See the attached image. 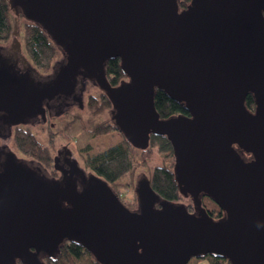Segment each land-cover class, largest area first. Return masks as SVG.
Listing matches in <instances>:
<instances>
[{
    "label": "water",
    "instance_id": "water-1",
    "mask_svg": "<svg viewBox=\"0 0 264 264\" xmlns=\"http://www.w3.org/2000/svg\"><path fill=\"white\" fill-rule=\"evenodd\" d=\"M8 2L57 45L70 43L77 57L70 71L96 78L134 148L147 150L152 135L168 138L179 191L194 212L162 199L146 177L132 211L95 174L81 175L80 191L71 176L47 180L7 161L0 264H46L66 242L101 264H190L207 255L264 264V0H192L184 9L179 0ZM115 58L127 79L112 86L106 65ZM2 59L0 112L13 116L41 91L14 86ZM157 88L190 116L162 119ZM250 94L254 111L246 106ZM204 197L224 217L213 218Z\"/></svg>",
    "mask_w": 264,
    "mask_h": 264
},
{
    "label": "flooded vegetation",
    "instance_id": "flooded-vegetation-1",
    "mask_svg": "<svg viewBox=\"0 0 264 264\" xmlns=\"http://www.w3.org/2000/svg\"><path fill=\"white\" fill-rule=\"evenodd\" d=\"M12 40L10 45H0L1 57L5 59H2V61L6 62L4 65L5 69H9V79L14 86L18 84L19 81H22L26 92L29 90L33 92L40 90L41 93L39 96L40 98L29 95L27 101L35 97L34 100H32L34 104L32 106L27 104L23 107L22 111L18 110L13 116L5 112H0V168H2V165L7 161L15 160L34 176L47 180L55 179L63 182L64 178L71 176L73 179L77 180L78 189L81 191L87 184L80 180L81 175L83 178H88L91 174H95L87 165L88 160L105 154L114 147L104 153L86 158L84 160L85 168L81 166L79 160L74 155L73 149L70 147L75 130L78 127H83V130L89 134L99 125L101 128L104 126L115 127L113 132L119 133L123 138V142L118 145L128 142L112 119L115 111L113 104L111 103V107L107 109L110 114L109 121H107V123H96L94 116L90 114L91 111L95 109L90 108H93L95 104L101 107L104 105V98H107L109 101L110 99L108 94L99 87L96 78L92 77L82 68L75 70V72L70 71L77 57L68 41H65L62 45H57L55 43L58 51L62 53L63 56L58 61H55L51 72L44 73L30 65L26 57H23L21 53V42H19L16 37ZM125 78L123 80H125ZM69 85L72 86L70 87ZM55 86L56 88H53ZM91 87L97 89L98 93L90 94ZM48 90L50 92H48ZM41 129L44 130V134L48 138L49 147L38 139L39 136L42 135ZM20 133L36 137L40 144L49 150L52 159L50 163L51 167L50 164L46 166L41 161H36L32 159L31 156L21 154L20 152L23 158L19 157L11 150L9 146L10 141L13 138L16 140V137ZM99 136L100 135L95 137ZM55 143H59L60 147H58L53 154L52 150L54 149ZM133 149L140 152L146 151L134 147ZM87 168L91 171L90 173ZM76 171L77 173H75ZM145 177H143V179ZM157 208H160L159 205H157ZM187 208L190 212H194L193 205L191 207L187 206Z\"/></svg>",
    "mask_w": 264,
    "mask_h": 264
},
{
    "label": "trees",
    "instance_id": "trees-1",
    "mask_svg": "<svg viewBox=\"0 0 264 264\" xmlns=\"http://www.w3.org/2000/svg\"><path fill=\"white\" fill-rule=\"evenodd\" d=\"M191 1L192 0H179L181 9L186 8ZM14 27L13 11L10 8L8 0H0V42L6 43L13 37ZM24 45L28 56L38 68L47 70L51 68L53 61L58 55V49L42 27L32 22L26 23L24 25ZM106 72L113 86L118 85L121 80L126 77L121 69L119 58L108 60ZM95 105L99 112L102 108L111 107V102L107 98H104V105L101 107H99L98 104ZM155 106L162 119L178 115L190 116L189 112L184 109L181 103L169 98L164 91L158 88L155 93ZM246 106L251 111L255 110L256 105L252 94L248 95ZM114 129L115 127L110 126L101 128L99 125L88 135L95 136L109 133ZM15 141L21 153L35 157L48 165L52 162L49 150L40 144L36 137L20 133ZM89 147V145L83 147L82 150H88ZM156 147H158L159 153L165 154V156L174 163L175 156L173 146L167 137L152 135L149 148L141 152H151ZM131 149H133L131 144L125 142L114 147L105 154L89 159L87 165L97 176L106 180L112 186L132 171L133 160L130 156ZM173 163L168 166H156L151 176L148 178L151 187L162 199L170 202L177 203L183 200H191V198L183 197L179 191L174 174L175 163ZM136 195V192H134L132 198L134 201H129L131 205L135 202ZM121 201L124 202L123 198H121ZM203 203L213 218L220 219L224 217V212L211 198L204 197ZM208 204H211V209ZM192 205H190V207ZM200 259H209L211 264H231L227 259L212 255L202 256L197 261ZM43 260L46 264H101L92 253L76 242H66L63 247H61L60 253L56 257H46Z\"/></svg>",
    "mask_w": 264,
    "mask_h": 264
},
{
    "label": "rangeland",
    "instance_id": "rangeland-1",
    "mask_svg": "<svg viewBox=\"0 0 264 264\" xmlns=\"http://www.w3.org/2000/svg\"><path fill=\"white\" fill-rule=\"evenodd\" d=\"M13 21H14V25H15L13 37L6 43L0 42V45H4V44L10 45V43H12V41H13L12 39H14L16 37L17 40L19 42H21V44H22V52L21 53H22L23 57H26V59L29 61V64L32 65L33 67H35L36 69H38L40 72H44V73L45 72H47V73L51 72L52 71L51 69H52L55 61H58L63 56L62 53H60L58 51V55L55 58V60L53 61L51 68L49 70L38 68L34 64V62L30 59V57L28 56L25 45H24V25L30 21H28L25 17H23L22 14L16 15L14 12H13ZM120 64H121V60H120ZM97 93H98L97 89L92 88V87L90 88V94H97ZM108 108H110V107H105L104 109L102 108L103 110L101 109L99 112L97 110L96 105L93 108H90V109H95V110H92L90 114L94 116L96 123H98V122L105 123V122L109 121L110 114L107 111ZM41 132H42V135L39 136L38 139L42 143H44L46 146L49 147L48 138L45 136L44 130L41 129ZM112 132L113 131H111L110 133H104L105 135L104 134H98L100 136L95 137L98 135L89 136L83 130V127H78L75 130L73 140H72V144L70 145V147L73 149L74 155L79 160L81 166L85 167L84 160L86 158L93 156V155L100 154V153H104L105 151H107V150L115 147L119 143L123 142V138L119 133H116V132L112 133ZM101 135H103V136H101ZM14 139L15 138H13L10 141L9 146H10L11 150H13L19 157L23 158V156L20 155L21 152L18 150L16 142ZM88 145L90 146L88 150H82L83 147H87ZM58 147H60V144L55 143L54 149L52 150L53 154L55 153V151ZM51 148H52V146H51ZM158 151H159L158 147L154 148L151 152H143V153L140 151H137L135 149H131L130 150V156H131V159L133 160L132 171L129 174H127L126 176H124L120 181H118L117 183L112 185L114 191L119 195V197L123 198V200L125 202V203L124 202L123 203L125 205H127V207H129V209L132 211L138 210V196L137 195L135 196L136 199H135V202L133 203V205H131L129 203V201H134L132 199L134 192H136V188H137L138 184L140 183V181L143 179V177L146 176V178H149L151 176L152 172L154 171V169L156 168V166H161V165L168 166V165L173 163V161L169 160L165 156V154L159 153ZM21 154H23V153H21ZM31 158L36 160V161H39L35 157H31ZM174 163H175V160H174ZM43 164L46 166L48 165L47 163H43ZM50 167H51V165H50ZM88 172L90 173L91 171L88 169ZM177 203L186 204L187 206L190 207V205L193 204V201L191 199V200L179 201ZM208 206L210 209L212 208L211 204H208ZM197 260L198 259H193L190 262V264L196 263L195 261H197ZM199 263L200 264H211L209 259H200Z\"/></svg>",
    "mask_w": 264,
    "mask_h": 264
},
{
    "label": "crops",
    "instance_id": "crops-1",
    "mask_svg": "<svg viewBox=\"0 0 264 264\" xmlns=\"http://www.w3.org/2000/svg\"><path fill=\"white\" fill-rule=\"evenodd\" d=\"M196 263H192V264H200L199 261H195Z\"/></svg>",
    "mask_w": 264,
    "mask_h": 264
}]
</instances>
